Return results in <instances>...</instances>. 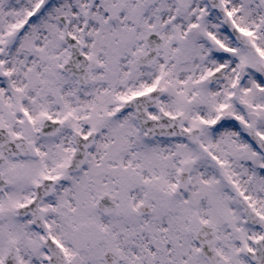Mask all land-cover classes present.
<instances>
[{
  "label": "snow or ice",
  "instance_id": "obj_1",
  "mask_svg": "<svg viewBox=\"0 0 264 264\" xmlns=\"http://www.w3.org/2000/svg\"><path fill=\"white\" fill-rule=\"evenodd\" d=\"M0 264H264V0H0Z\"/></svg>",
  "mask_w": 264,
  "mask_h": 264
}]
</instances>
